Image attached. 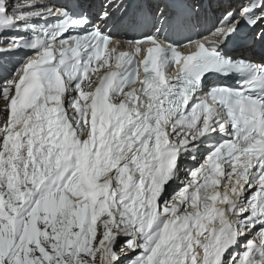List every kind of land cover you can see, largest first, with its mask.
Segmentation results:
<instances>
[{"label":"snow or ice","instance_id":"6c2138e0","mask_svg":"<svg viewBox=\"0 0 264 264\" xmlns=\"http://www.w3.org/2000/svg\"><path fill=\"white\" fill-rule=\"evenodd\" d=\"M26 8L0 0V264H264V58L227 51L264 0L196 35L195 0Z\"/></svg>","mask_w":264,"mask_h":264},{"label":"bare ground","instance_id":"6f19581e","mask_svg":"<svg viewBox=\"0 0 264 264\" xmlns=\"http://www.w3.org/2000/svg\"><path fill=\"white\" fill-rule=\"evenodd\" d=\"M105 3H107V2H109L110 0H103ZM97 4V1L95 2V5ZM116 4H121V1L120 0H118L117 1V3ZM97 6H99V5H97ZM227 6V5H226ZM226 6H225V8H222V12L223 11H225V9H226ZM96 8V10L99 8V7H95ZM262 27V26H261ZM260 27V28H261ZM259 40V39H258ZM0 53H1V51H0ZM8 67H10V65H9V63L7 62V61H5V60H3V58H1L0 59V68H2V69H4V71H8ZM1 122V121H0ZM189 161H191V160H189ZM188 160L186 161L187 163L189 162ZM181 169H182V166H181ZM188 169H186L185 168V170H183V171H185V172H181L180 171V173H179V180H177V181H174V182H170L171 183V188H167V192H166V194H165V199H171V196L173 195V194H175V192L176 191H178V189H179V187L181 186V181H183V180H185L186 179V171H187Z\"/></svg>","mask_w":264,"mask_h":264},{"label":"rangeland","instance_id":"374dc122","mask_svg":"<svg viewBox=\"0 0 264 264\" xmlns=\"http://www.w3.org/2000/svg\"><path fill=\"white\" fill-rule=\"evenodd\" d=\"M4 42L2 40H0V46H2V44H4ZM0 108H3V104H0ZM4 120H6V116L0 115V121H1L0 122V125H2V123H3ZM129 255H131V253ZM122 264H126V261H123L122 260Z\"/></svg>","mask_w":264,"mask_h":264}]
</instances>
